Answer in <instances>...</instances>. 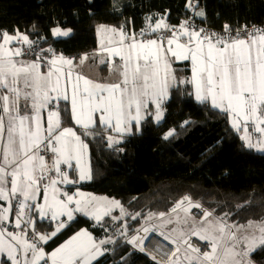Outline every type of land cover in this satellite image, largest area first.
<instances>
[{
	"label": "snow or ice",
	"instance_id": "6c2138e0",
	"mask_svg": "<svg viewBox=\"0 0 264 264\" xmlns=\"http://www.w3.org/2000/svg\"><path fill=\"white\" fill-rule=\"evenodd\" d=\"M184 9L188 15L178 25L168 23L169 10L165 9L146 16L139 33L124 25L99 27L98 31L115 37L109 43L116 46L106 51L122 61L116 68L120 82L111 84L80 74L73 80L71 59L56 55L52 49L35 48L36 42L19 28L12 32L0 28V202H4L0 205V264H96L106 253L115 251L106 246L115 245L119 237L155 264H255L253 253L264 251V216L229 223V213L215 216L185 196L168 213H147L145 222L129 236L128 225L120 221L129 215L135 220L140 213L129 214L119 201L107 197L81 191L71 194L58 187L92 179L86 159L88 145L73 127L62 126V112L84 130V136L103 135L102 128L111 148L122 144L125 136L139 134L142 122L149 118L159 124L170 88L185 83L193 86L194 93L189 94L197 102L227 116L231 128L240 133L243 147L264 153V28L245 25L234 29L225 23L221 32L210 31L195 22L196 18L206 21L201 0H185ZM70 32L52 29L55 37ZM14 44L27 46L36 58L17 59L25 52L12 47ZM43 51L50 57L41 56ZM178 61H190L189 79L179 78L173 69ZM44 64L46 73L42 71ZM65 77L71 85L70 97L67 88H61ZM60 99L70 100V108L62 110ZM149 105H154V111ZM44 109L46 127L41 115ZM174 132L169 130L163 139L168 140ZM115 150L124 151L122 147ZM42 151H50L47 161ZM251 203L249 199L237 209ZM192 208L201 210L200 218L190 215ZM115 209L120 215L112 217L116 223L111 234L98 239L81 229L51 252L46 251L44 245L69 227L77 213L109 233L108 222L102 221ZM44 221L49 231H41ZM172 224L175 227L167 233L161 231ZM152 233L163 235L174 245L168 252L155 249L167 259H157L146 251L145 241ZM193 236L205 242L204 250L191 242ZM121 260L127 264L126 256Z\"/></svg>",
	"mask_w": 264,
	"mask_h": 264
},
{
	"label": "trees",
	"instance_id": "16d2710c",
	"mask_svg": "<svg viewBox=\"0 0 264 264\" xmlns=\"http://www.w3.org/2000/svg\"><path fill=\"white\" fill-rule=\"evenodd\" d=\"M184 3L185 0H0V28L9 32L19 28L31 40H42L43 50L50 48L78 59L97 48L98 26L124 25L139 33L145 27L146 16L165 9L169 10L168 23L178 25L188 15ZM201 5L206 21L196 18L195 22L211 29L221 30L225 23L234 29L264 24V0H201ZM55 27L71 32L53 39L51 31ZM190 92L193 93L189 85L174 87L164 104L163 121L155 124L149 118L142 123L139 134L118 146H107L102 129L103 135L84 136L79 131L88 145L92 170L91 182L82 189L119 200L129 214L140 213L135 220L130 215L126 217L131 235L145 222L147 213H168L185 196L215 216L229 213V223H246L264 216V153L243 147L227 116L198 103ZM62 117L63 124L73 126L63 112ZM173 129L174 135L164 140L165 133ZM118 147L124 151H116ZM249 199L251 205L237 209ZM43 224L41 231H49L48 224ZM93 225L78 216L44 247L50 251L81 229L98 239L107 236L102 227ZM112 248L115 251L106 253L96 264H124L121 256L127 257V264H155L120 240ZM252 259L255 264H264V251L253 253Z\"/></svg>",
	"mask_w": 264,
	"mask_h": 264
},
{
	"label": "crops",
	"instance_id": "0c3cea01",
	"mask_svg": "<svg viewBox=\"0 0 264 264\" xmlns=\"http://www.w3.org/2000/svg\"><path fill=\"white\" fill-rule=\"evenodd\" d=\"M100 26H102V25H100ZM100 26H98L96 28L97 48L95 49L94 53H91L90 55H83V56H81L78 59L68 58V57L63 55L65 58L71 59L72 62H73L72 63V68H71V71H72V74H73V76H72L73 80L75 79V76L77 74H80V75L84 76L87 79H90V80H92L94 82H98V83H102V84H111V83H119L120 82L121 77H120L119 73L116 71V68H117L118 65L122 64V61L120 60V58L118 56H115V57L114 56H110L109 53L106 51V49L116 46L114 43H109V41L110 40H114L115 37H113L110 32L98 31ZM106 27L113 28V27H109V26H106ZM61 37H66V36H61ZM153 37H155V36L153 35ZM12 47H18V46L16 44H14V45H12ZM48 49H50V48H45L44 50H48ZM54 52H55L56 55H62V54H60V53H58L56 51H54ZM42 56L50 57V53H48L47 51H43ZM83 57H87V59L86 60H82ZM17 59L23 60V61H32V59H29V58H27L25 56L18 57ZM172 67L176 71V73H177L179 78L187 80V79H189L191 77V64H190V61L174 62ZM47 70H48L47 69V65L46 64L42 65V71L46 73ZM67 71H68L67 66H64V72L67 73ZM180 85H189L192 88V91L194 93V89H193V86L191 84L185 83V84H180ZM81 86H82V82H81ZM61 88L62 89L63 88H67L68 95H69V97L71 96V85L67 83V78L66 77H65V79H63L61 81ZM173 88L174 87L170 88L169 97L163 103V110H164V104L166 103L167 100H169L170 93H171V90ZM193 97H194V95H193ZM20 103H21V105H23L24 101L21 100ZM58 104H59L60 108H61L62 105H64L65 107L70 108V100L69 101H65L63 99H60L58 101ZM48 107L50 108L51 105H49ZM149 107L152 108L153 111H154V105H149ZM164 114H165V111H163V118H164ZM41 115H42V118H43L44 125L46 127V124H47V109L42 110ZM69 118H70V116H69ZM227 120H228V118H227ZM70 121H71V118H70ZM152 121L155 124H157L154 120H152ZM162 121H163V119L159 123H161ZM71 123L73 124V126H71V127H73V129L77 131L78 135H80L79 131H82V132L84 131L83 129L78 128L72 121H71ZM228 123L230 124L229 120H228ZM62 126L70 127V126H67V125L63 124V117H62ZM112 135L115 136L117 134L113 132ZM106 136H107V132H104V138H105V141L107 143ZM130 136H132V135L125 136L123 141L126 138L130 137ZM115 146H118V145H115ZM86 159H87V162H88V164L90 166V152H89V148L87 149ZM73 165H75V161H73ZM65 167L66 166L62 165V168H65ZM69 171H70V175H72L73 173L71 172V170H69ZM51 175H53V174H51ZM90 182H91V180L82 181V182H79L78 184L68 185V186H64V187L58 185V187L62 188L63 190H66V191L70 190L71 194H74L76 191H81V192H84L85 194H90V195L96 196L98 198L106 197L104 195H95V194H93L91 192H88V191H85V190L82 189L83 185L89 184ZM107 198H110V197H107ZM3 203L4 202H0V205H3ZM75 215H76V218L78 216L87 218V217H85V216H83V215H81L79 213H77ZM108 218H109V216L105 217L104 220L105 219L107 220ZM87 219L92 221L93 223H95L93 220H91L89 218H87ZM210 219H211V217H210ZM102 222H104V221H102ZM153 222L154 223H158V221H155V220ZM43 223H47V221H44ZM52 225L55 227L54 223ZM161 231L163 233H167V230L165 228L161 229ZM162 237L164 238L163 235H162ZM69 238H67V239H69ZM65 241H63L61 244H63ZM61 244H59V245H61ZM57 247H55V248H57ZM55 248H53V249H55ZM53 249H51L50 251H47V252H51Z\"/></svg>",
	"mask_w": 264,
	"mask_h": 264
},
{
	"label": "built area",
	"instance_id": "2783aa9c",
	"mask_svg": "<svg viewBox=\"0 0 264 264\" xmlns=\"http://www.w3.org/2000/svg\"><path fill=\"white\" fill-rule=\"evenodd\" d=\"M197 24V26L198 27H203V28H206V29H208V30H210V31H216V32H221L223 29H221V30H216V29H211V28H209V27H206V26H203V25H201V24H199V23H196ZM252 26L253 25H250V26H247L249 29H251L252 28ZM255 26H258V27H260V28H264V24H261V25H255ZM243 27V26H242ZM242 27H239V28H242ZM52 38L53 39H57V37H55V36H52ZM30 39V38H29ZM31 40V39H30ZM31 41H35L36 43H35V45H34V47L35 48H38V49H42L41 48V42H42V40H40V39H36V40H31ZM18 47H20L22 50H24V52H25V54L23 55V56H25V57H27V58H29V59H32V60H34L35 58H36V53L34 52V51H29L28 49H27V46H25V45H22V44H16ZM41 54V53H40ZM42 148H43V146H42ZM41 155H44L45 156V159H46V161L48 160V157L51 155V153H50V151H42L41 152ZM51 174H53V173H49V175H51ZM59 186H68V185H59ZM189 197V196H188ZM192 200V199H191ZM193 202V201H192ZM204 209H206L204 206H202ZM173 208V207H172ZM172 208H170V209H172ZM170 209H169V211H170ZM183 212V211H182ZM190 215H193V216H195L196 218H200V216L202 215V212H201V210L200 209H198V208H192V209H190ZM191 242L194 244V245H197V246H199V247H201V249L202 250H204V245H205V242L204 241H201V240H199V239H197L196 237H192L191 238ZM150 244H155V249H157V248H160V250H161V253H163V252H168L170 249H172V248H174V245H172V244H170L167 240H165L163 237H162V235L161 234H159V233H152V234H150L149 235V239L148 240H146L145 241V245H146V251L147 252H149V253H152V254H154V255H157V259H161V260H165V259H167V257H164V256H162V255H160V254H158V253H156L155 252V249H154V251H152V252H150V251H148L147 250V248H148V246L150 245ZM132 247V246H131ZM136 252H139V251H137V250H135ZM139 253H141V252H139ZM142 255H144V256H146L149 260H151V258H150V256H147V255H145L144 253H141ZM152 261V260H151ZM153 263H155L154 261H152Z\"/></svg>",
	"mask_w": 264,
	"mask_h": 264
},
{
	"label": "rangeland",
	"instance_id": "374dc122",
	"mask_svg": "<svg viewBox=\"0 0 264 264\" xmlns=\"http://www.w3.org/2000/svg\"><path fill=\"white\" fill-rule=\"evenodd\" d=\"M114 28V27H113ZM53 35H52V31H51V37H52ZM58 38V37H57ZM94 53V52H93ZM106 66V65H105ZM230 125V124H229ZM230 127H231V125H230ZM235 131V130H234ZM236 132V131H235ZM237 133V132H236ZM238 134V136H240V133H237ZM258 135V134H257ZM254 152H256L255 150H253ZM257 153H259V152H257ZM109 200H116V201H119V200H117V199H114V198H108ZM118 211V212H117ZM120 215V210L119 209H115L113 212H112V214H111V216H109V218H108V220H104V222H108V227H109V233H107V235H109V234H111V231H112V224H114V223H116V221H113L112 220V217H118ZM175 215V214H174ZM180 215H181V217H183V215H184V213L182 212V211H180ZM126 217L127 216H125L124 217V219L122 220V221H120L121 223H126L127 224V221H126ZM104 222H102V223H104ZM172 227H175V225L174 224H172V225H167L166 227H164L166 230H167V232L172 228ZM128 234H129V236L131 235L130 234V231H129V228H128ZM195 237V236H194ZM197 238V237H196ZM198 239V238H197ZM117 240H120L121 242H123L124 241V238L123 237H119V238H117ZM123 244H124V242H123ZM112 246L113 245H107L106 247H108V248H112Z\"/></svg>",
	"mask_w": 264,
	"mask_h": 264
},
{
	"label": "bare ground",
	"instance_id": "6f19581e",
	"mask_svg": "<svg viewBox=\"0 0 264 264\" xmlns=\"http://www.w3.org/2000/svg\"><path fill=\"white\" fill-rule=\"evenodd\" d=\"M155 249V244H150L147 248L148 251L152 252Z\"/></svg>",
	"mask_w": 264,
	"mask_h": 264
},
{
	"label": "water",
	"instance_id": "95a60500",
	"mask_svg": "<svg viewBox=\"0 0 264 264\" xmlns=\"http://www.w3.org/2000/svg\"><path fill=\"white\" fill-rule=\"evenodd\" d=\"M182 199H180V201H181Z\"/></svg>",
	"mask_w": 264,
	"mask_h": 264
}]
</instances>
